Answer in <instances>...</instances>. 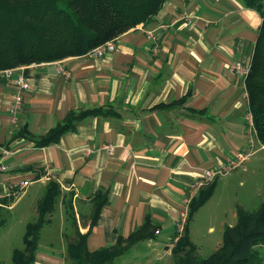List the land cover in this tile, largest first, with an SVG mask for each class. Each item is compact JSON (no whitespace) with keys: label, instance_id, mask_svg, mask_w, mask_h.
Masks as SVG:
<instances>
[{"label":"crops","instance_id":"1","mask_svg":"<svg viewBox=\"0 0 264 264\" xmlns=\"http://www.w3.org/2000/svg\"><path fill=\"white\" fill-rule=\"evenodd\" d=\"M260 25L259 14L241 0H166L152 23L118 37L113 53L24 66L29 88L13 121L16 76L0 71V210H11L35 183L43 198L51 181L60 187L54 212L63 241H72L71 229L90 230L100 200L90 252L115 245L149 220L152 234L138 244H168L171 254L179 216L188 218L202 188L215 182L213 195L230 192L224 178L233 171L263 170L255 168L264 166V146L249 133L245 78L229 70L236 62L249 68ZM98 108L109 115L77 121L56 144L34 145L70 112ZM248 152L229 175L191 190L203 171ZM21 181L30 183L22 192ZM254 196L260 205L264 183Z\"/></svg>","mask_w":264,"mask_h":264},{"label":"trees","instance_id":"2","mask_svg":"<svg viewBox=\"0 0 264 264\" xmlns=\"http://www.w3.org/2000/svg\"><path fill=\"white\" fill-rule=\"evenodd\" d=\"M166 0H0V71L30 64L57 62L86 55L92 49L115 40L129 30L152 23ZM261 17L253 56L245 79L249 112L257 141L264 146V0H241ZM107 116L109 110L70 112L66 119L33 139L36 147L56 144L76 122L93 116ZM215 182L199 191L189 205L183 232L173 242L175 264H262L256 247L264 245V198L254 211L238 209L235 225L226 227L222 246L211 259L199 260L188 237V222L212 196ZM57 183L46 185L44 197L36 206L37 217L26 225L22 249L12 252L13 264H35L40 232L50 223L60 196ZM96 198V197H95ZM103 201H96L90 230H77L67 246L73 264H116L133 246L149 238V220L129 237H118L115 245L90 252L87 238L96 223ZM178 236L176 233L174 238Z\"/></svg>","mask_w":264,"mask_h":264},{"label":"rangeland","instance_id":"3","mask_svg":"<svg viewBox=\"0 0 264 264\" xmlns=\"http://www.w3.org/2000/svg\"><path fill=\"white\" fill-rule=\"evenodd\" d=\"M260 156H263V152L257 154V157L260 158ZM261 165L255 167L263 169L258 171L257 175L242 176L244 175L241 173L242 170L238 169L224 178L229 181L225 185L229 186L230 192L224 191V189L216 191L188 222L191 232L189 239L196 248L195 255L199 260L211 259L213 254L222 246L225 228L233 226L237 222L236 209H239L238 205L241 204L250 212L259 208V203H255L254 190L264 183V166ZM242 181L245 183L244 187L240 186ZM42 191V185L35 183L17 196L13 210H0V264H12L13 250L22 249L26 225L36 219L35 207ZM50 219L51 224L41 231L38 242L39 257L35 264H73L67 256V249H65L69 242L63 241L60 236L63 230L60 228L57 212H54ZM70 231L71 235L74 236L73 229ZM69 241L71 240L69 239ZM170 248L168 244L167 246H154L141 243L117 259L115 263L175 264L168 252ZM256 249L263 259L262 264H264V245L256 247Z\"/></svg>","mask_w":264,"mask_h":264},{"label":"built area","instance_id":"4","mask_svg":"<svg viewBox=\"0 0 264 264\" xmlns=\"http://www.w3.org/2000/svg\"><path fill=\"white\" fill-rule=\"evenodd\" d=\"M149 38H151L152 40H155L154 36L149 35ZM116 39L112 40V41H108L94 49H92L91 51H89L86 55L89 57H93V58H101L103 57L105 54L107 53H113L116 50ZM37 64H30L27 65V67H35ZM25 67L21 66L18 68H14V69H5L3 71H1L2 75L5 78H11L14 74L16 76V92L13 95V100H12V105L9 109V112L11 114L12 117V121L15 120L16 115L18 113V111L21 109V105H22V93L24 91H26L29 88V83L27 81V79L24 76V70ZM229 70L231 72H234L238 75H240L241 77L246 79V76L248 74L249 68L243 66L241 63L236 62L232 65H230ZM247 97V96H246ZM248 99V98H247ZM246 120L248 122L249 125V133L250 135L254 134V129H253V124H252V118H251V114L250 112L248 113ZM252 145V139H251V143ZM106 149H108L109 151L112 150V148L106 147ZM250 155V152L245 153V154H240L239 156H237L234 160H232L229 165H227L226 167H222V168H217V169H209V170H205L202 173V177L200 181H197L192 187L191 190H195L198 187L203 186L206 182H210L214 179L220 178V177H225L227 175H229L233 170H235L236 168H238L241 163H243ZM29 182L28 181H21L19 183V191L22 192L24 191L28 186H29ZM186 218H187V214L186 212H182L179 216L180 222L177 224V230L176 233L178 234V236L174 239V241L176 242L178 240V238L180 237L181 233L183 232V228L186 222ZM157 233V232H156Z\"/></svg>","mask_w":264,"mask_h":264}]
</instances>
